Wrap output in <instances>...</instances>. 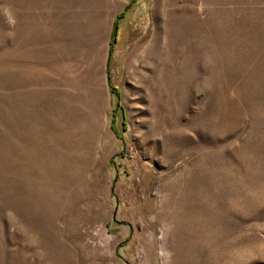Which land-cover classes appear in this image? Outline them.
I'll return each instance as SVG.
<instances>
[{
	"label": "rangeland",
	"instance_id": "rangeland-1",
	"mask_svg": "<svg viewBox=\"0 0 264 264\" xmlns=\"http://www.w3.org/2000/svg\"><path fill=\"white\" fill-rule=\"evenodd\" d=\"M24 2L0 264H264V0Z\"/></svg>",
	"mask_w": 264,
	"mask_h": 264
},
{
	"label": "crops",
	"instance_id": "crops-1",
	"mask_svg": "<svg viewBox=\"0 0 264 264\" xmlns=\"http://www.w3.org/2000/svg\"><path fill=\"white\" fill-rule=\"evenodd\" d=\"M36 1H37V2H40V0H36ZM21 3H22V4H21V5H22L21 8H23V7H24V3H25L24 0H21ZM33 8H38V7H37V6H36V7L32 6V9H33Z\"/></svg>",
	"mask_w": 264,
	"mask_h": 264
}]
</instances>
